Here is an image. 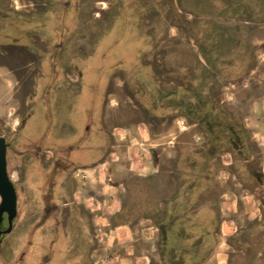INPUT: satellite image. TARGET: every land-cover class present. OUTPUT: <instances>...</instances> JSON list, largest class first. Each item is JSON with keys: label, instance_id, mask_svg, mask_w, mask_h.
<instances>
[{"label": "flooded vegetation", "instance_id": "af4514ba", "mask_svg": "<svg viewBox=\"0 0 264 264\" xmlns=\"http://www.w3.org/2000/svg\"><path fill=\"white\" fill-rule=\"evenodd\" d=\"M253 1L255 10L248 14L244 0H0V145L5 176L15 196L14 212L10 213L1 208L0 192V264H82L86 258L97 263L92 260L96 245L88 243L91 238L82 245L83 227L84 236L95 235L89 230V215L80 207L76 172L101 159L103 152L95 147L110 144L113 132L103 128L102 110L111 77L144 68L145 41L160 40L171 26L175 28L170 36L173 40L195 41L198 66L207 67L210 60L204 50L206 40L218 44L215 61L224 62L238 52L248 56L252 49L248 34L264 21V2ZM180 17H185L188 25L177 38L176 30L182 28L177 23ZM123 27L131 33L127 40H141L142 45L138 52L136 47L130 48L134 51L131 58L122 53L106 61V52L118 45L115 35L121 36ZM146 54L152 55L151 51ZM192 58L193 53L189 60ZM73 90L77 100L69 106L67 118H61L49 101L61 91L69 94ZM189 90V127L203 123L208 143L225 139L230 149H219L221 161L228 157L224 153L232 152L235 158L230 163H247L240 126L229 117L214 115L223 101L211 95L209 88L205 96H195ZM87 92L90 101L81 106L78 98ZM197 107L210 111L200 118L187 116ZM35 120L43 122L39 131ZM97 133L105 141L88 146ZM159 170L158 166L155 172ZM181 187H176L168 200L172 208L183 198ZM179 219L157 223L165 245L162 257L182 250L196 252L201 247L200 237L188 244L190 235L184 233ZM170 237L179 239L180 245H169ZM212 251L200 259L185 257L181 264H204Z\"/></svg>", "mask_w": 264, "mask_h": 264}, {"label": "rangeland", "instance_id": "374dc122", "mask_svg": "<svg viewBox=\"0 0 264 264\" xmlns=\"http://www.w3.org/2000/svg\"><path fill=\"white\" fill-rule=\"evenodd\" d=\"M244 4L248 14L255 10L253 0H244ZM185 21V17L178 18L182 28L176 30L177 38L187 28ZM255 26L254 39L264 40V21ZM173 34L171 26L160 40H146L144 68L130 69L126 76L113 74L104 92L102 126L113 132L108 141L111 146L95 147L102 150L101 159L76 172L80 207L89 215V230L95 235L84 236L83 227L82 245L91 238L88 243L96 245L94 257L92 252L96 264H181L185 257L200 259L211 249L204 264H264V52L250 49L248 56L237 53L239 58L246 56L244 59L230 54L224 62L215 61L218 44L206 40L204 50L210 60L207 67L198 66L195 41L173 40ZM129 36L124 27L121 36L115 35L118 45L109 47L106 61L122 53L131 58L132 47L138 52L142 41L127 40ZM208 88L223 101L214 115L229 117L240 126L247 163H230L235 158L230 151L221 161L219 149H230L225 139L208 143L203 123L189 127L187 90L205 96ZM64 92L49 101L61 118H67L69 106L78 97L75 91ZM78 99L81 106L87 105L88 92ZM209 111L197 107L187 116L200 118ZM35 124L39 131L43 122L35 120ZM96 135L88 146L105 141L101 134ZM158 166L160 170L155 172ZM178 186H182L183 198L172 208L168 200ZM178 217L183 220L184 233L190 235L188 244L200 237L201 247L196 252L182 250L162 257L165 245L157 223ZM168 241L169 245L181 243L172 237ZM82 264H91V260L86 258Z\"/></svg>", "mask_w": 264, "mask_h": 264}, {"label": "water", "instance_id": "95a60500", "mask_svg": "<svg viewBox=\"0 0 264 264\" xmlns=\"http://www.w3.org/2000/svg\"><path fill=\"white\" fill-rule=\"evenodd\" d=\"M4 167V150L0 145V192L3 197L1 208L5 207L11 213L14 212L15 196L5 176Z\"/></svg>", "mask_w": 264, "mask_h": 264}, {"label": "crops", "instance_id": "0c3cea01", "mask_svg": "<svg viewBox=\"0 0 264 264\" xmlns=\"http://www.w3.org/2000/svg\"><path fill=\"white\" fill-rule=\"evenodd\" d=\"M254 33V32H253ZM248 34V40L250 41L249 44L252 49H259L260 51L264 52V40H255V34ZM254 55L257 57V53L254 52Z\"/></svg>", "mask_w": 264, "mask_h": 264}]
</instances>
